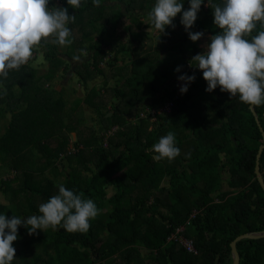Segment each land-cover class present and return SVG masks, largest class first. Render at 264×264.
Here are the masks:
<instances>
[{
  "label": "trees",
  "instance_id": "1",
  "mask_svg": "<svg viewBox=\"0 0 264 264\" xmlns=\"http://www.w3.org/2000/svg\"><path fill=\"white\" fill-rule=\"evenodd\" d=\"M153 1L101 0L96 7L93 0H82L81 7L74 9L67 0H59V7L76 15L75 23L68 25L72 43L42 42L27 64L11 70L6 80L0 78V124L4 123L0 126V192L7 199L0 203V214L40 215L39 206L58 194L61 184L76 194L82 192L100 209L86 233H70L61 225L29 235L20 226L12 264H66L73 259L77 260L73 264H85L92 257L93 264H117L119 259L124 264H232L231 243L240 235L264 230V191L255 174L263 138L251 105L219 86L206 91L208 83L199 69L192 73L196 79L188 91L175 100L178 77L185 74L192 57L206 48L190 39L181 23L182 12L163 34L158 31L162 46L158 62H150L145 70L138 68L143 49L152 51L138 31L153 28L150 21L142 27L141 21L148 17ZM182 2L188 10L189 0ZM58 4L50 0L49 7ZM205 4L208 0L189 31L213 36L221 30L214 23L213 9ZM122 21H127L123 33ZM259 30L258 24L252 35ZM121 34L127 36V44ZM76 50L89 52L86 66L77 75L87 92L83 102L97 115L98 130L79 118L67 122L81 108V101L70 106L66 88L56 83L77 60ZM41 53L48 64L46 72L31 67ZM97 75L115 79V86L108 88L106 81L104 90L89 91V82ZM169 100H175L170 115L159 116L154 123L140 117L147 108ZM255 110L264 128V104ZM116 126L105 146L106 133ZM169 131L174 132L181 153L173 160H156L152 146ZM72 133L77 135L75 142L70 140ZM72 144L76 151L68 155ZM63 154L69 172L60 183L47 174ZM260 167L264 176V152ZM5 169L15 171L13 178H1ZM23 194L28 198L16 200ZM194 211L198 214L190 219ZM188 221L185 235L194 240L198 254L167 241ZM77 245L86 252L80 253ZM30 247L40 252L28 260L23 249ZM237 250L240 264H264V239H244Z\"/></svg>",
  "mask_w": 264,
  "mask_h": 264
},
{
  "label": "clouds",
  "instance_id": "2",
  "mask_svg": "<svg viewBox=\"0 0 264 264\" xmlns=\"http://www.w3.org/2000/svg\"><path fill=\"white\" fill-rule=\"evenodd\" d=\"M49 3L50 0H0V78L6 80L11 70L27 64L42 42L50 40L60 46L72 43L68 25L75 23L76 15H70L67 7H49ZM189 3L190 8L184 10L182 0H156L147 13L151 27L163 34L182 12L181 23L190 39L200 40L204 33L189 30L204 0ZM67 4L79 9L82 0H67ZM93 4L99 7L101 0H93ZM208 6L213 9L214 23L221 31L210 38L203 53L192 57L190 66L203 72L208 83L206 91L212 92L219 86L222 92L238 96L245 104H264V0H223L221 4L208 0ZM258 24L261 30L252 35ZM178 79L185 82L180 91L186 93L196 77L184 74ZM152 151L157 154L156 160H173L181 153L172 131L160 137ZM83 197L82 192L76 194L61 184L58 194L39 206L40 215L26 219L13 215L9 219L0 214V264H12L16 257L13 243L18 239L20 226L27 228L29 235L36 234L38 229H56L61 225L70 233H86L100 209L93 200Z\"/></svg>",
  "mask_w": 264,
  "mask_h": 264
},
{
  "label": "rangeland",
  "instance_id": "3",
  "mask_svg": "<svg viewBox=\"0 0 264 264\" xmlns=\"http://www.w3.org/2000/svg\"><path fill=\"white\" fill-rule=\"evenodd\" d=\"M55 2L58 4L59 0H55ZM155 2H156V0L153 1L154 4H155ZM57 6L59 7L60 4H58ZM153 6L154 5L151 4V7L149 8V10H151ZM207 6L208 5L205 4V7H207ZM145 11H144V13H145ZM141 21H142V27H145L144 25L149 23V18L148 17L147 18H143ZM79 22H81V20H79ZM79 22H77V23H79ZM123 22H124V24H126L127 21H122L120 23V25H119V29L123 28V26H124ZM81 23H84V21L81 22ZM120 31H121V33L124 32L123 29L120 30ZM138 32H139L138 33L139 37L146 36L145 37V44L149 45L152 48V51H151V50L147 49L148 47H145L143 49L144 51H142L143 54L138 56V62H139L138 63V65H139L138 68L141 65V68L143 70H145L150 62H153V61L158 62V59L162 55V48H159V47H162V46H161V43L158 40V33H159L158 30H155L154 28H147V29L145 28V29L139 30ZM204 34L205 35H203L202 38L199 41L202 42V43H200L202 46L204 44V46L206 47L208 44H210V42H211L210 38L212 37V35L209 34L208 32H206ZM179 36L180 35H178V37L169 35V38L170 39L171 38L172 39H176L177 38V39L180 40L181 38H179ZM96 38H98L97 35H96ZM127 39L128 38H127V36H125V34H121V41H123V43L128 42ZM137 44L141 45V43H137ZM149 51H151V52H149ZM153 52H154V56L152 55ZM34 55H36V54L34 53L33 56ZM75 55L78 56L79 59L75 60V61H72V66L70 68V71L67 74H65L64 76L63 75H59V77L56 80V83L59 86L62 85V86H64L66 88V90H67V100H68V103H69L70 106L72 105V103H75L76 101H81V106H80L81 108L76 110V111H74L72 116L67 119V122L69 121L70 118H71V121H75V119L79 118L83 125H85V126L87 125L89 127L94 126L98 130L97 115L95 114V112L93 111L92 108H89V107L86 106L85 101L83 102V100L85 99V97L87 95V92H86L84 86L80 83V80H79L80 78L77 75L78 71H81L82 68L86 66V64H87L86 59L89 57V52H83V54H81L80 52H78L76 50L75 51ZM119 65H121V62H119ZM106 66H107V63H105L103 65V68L106 69V71H107V67ZM31 67L36 68L37 70L39 69L42 72H46L47 71L48 64L46 62H44V57H43L42 53L38 54V58H37L36 61H32L31 62ZM108 76H109V74H108ZM91 80L92 81L89 82V91H92V92L96 91V90H99V89L104 90V82H106V81H109L108 88L114 87L115 86V82H116L115 79H111L110 78V80H111L110 81L109 78H107L105 76H98V75L96 77H94L93 79H91ZM111 95L112 94L110 92L109 93V97ZM69 113H71V112H69ZM3 125H4V123L0 124V126H2V127H3ZM117 128L118 127L116 126L114 133L117 131ZM114 133H112L111 135H114ZM76 138H77L76 133H72L71 134V139H70L71 142H75ZM104 143H105V146L108 145V139L106 140V137H105ZM70 147H73V149L75 150L73 144L70 145ZM44 162H45V160L41 159V164H43ZM68 165H69V162L66 159V157H62L59 160V163H58L57 167L54 168L51 173L47 174V176L48 177H50V176L51 177H56L57 182H60V183L63 182L65 180V178L67 177V174L69 172ZM14 173H15L14 170L13 171L12 170L8 171L7 169H5V170H3L1 172V178L5 177L7 179H11V178H13V174ZM16 185H17V183H16ZM217 195H218V193H215V194H213V197L216 198ZM27 198H28V196L23 194V195H19L16 200H18V201L21 200L22 201V200H25ZM40 201L41 200L39 199L38 203ZM5 202H7V199H6L5 195L0 192V203H5ZM7 217L9 219L11 218V217H9V215H7ZM106 220H108V219H106ZM106 220H105V222L103 221L102 224L107 223ZM103 233L104 232H100L99 231L100 235H103ZM75 247H76V249H78V251L80 253L86 252L85 249L82 248L79 245H77ZM75 247H73V248H75ZM23 251L26 252V254L28 255L27 256L28 260H30L32 258V256L35 255V253L40 252L35 247H30L29 249H23ZM78 251H76V252H78ZM69 252L72 253L73 250H71ZM41 254L45 257V255H44V253L42 251H41ZM55 257L58 258L57 255H55ZM93 259H94V257L90 258V260H88V263L86 262L85 264H93ZM74 261L77 262L76 259L67 260L66 264H73ZM74 264H77V263H74ZM95 264H101V263L99 261H96ZM117 264H124V263H123L122 260L119 259L117 261Z\"/></svg>",
  "mask_w": 264,
  "mask_h": 264
},
{
  "label": "built area",
  "instance_id": "4",
  "mask_svg": "<svg viewBox=\"0 0 264 264\" xmlns=\"http://www.w3.org/2000/svg\"><path fill=\"white\" fill-rule=\"evenodd\" d=\"M197 69L198 68H196L194 66H190V62H189L188 69L185 71V74H187L188 76H191L192 73L194 72V70H197ZM184 83H185L184 81H180L179 79L176 81L175 87H174L176 90L175 97H174L175 100H177L181 95L184 94V93H181V91H180V89L184 85ZM175 100H169L160 107H156V108H152V109L147 108L144 112H141L140 117L149 119L152 123H154L157 121L159 116H168L172 113L173 108L175 107ZM114 131H115V127L106 133V140L110 136H112L111 134L114 133ZM74 152H75V150L73 149V147H70L68 149V155H70ZM63 155H61V157H65V155L64 156ZM196 214H198L197 211H194V213L191 215L190 219L194 218L196 216ZM188 226H189V221L185 225L178 227L169 236L167 241H168V243H176V244L180 245L189 253L198 254V252L195 248L194 242H193L194 240L185 235Z\"/></svg>",
  "mask_w": 264,
  "mask_h": 264
},
{
  "label": "water",
  "instance_id": "5",
  "mask_svg": "<svg viewBox=\"0 0 264 264\" xmlns=\"http://www.w3.org/2000/svg\"><path fill=\"white\" fill-rule=\"evenodd\" d=\"M250 110L258 124L259 130L262 134V138H263V143L259 148L258 154H257V158H256V167H255V174L257 176L258 182L261 185L263 191H264V176L261 172V167H260V160L262 157V154L264 152V128L261 125L259 116L255 110V106L251 105L250 106ZM112 113L108 114V117H111ZM244 239H250V240H260V239H264V230L263 231H259V232H250V233H246L243 235L238 236L232 243H231V251H232V255H233V263L232 264H240V254L237 250V243L244 240Z\"/></svg>",
  "mask_w": 264,
  "mask_h": 264
},
{
  "label": "crops",
  "instance_id": "6",
  "mask_svg": "<svg viewBox=\"0 0 264 264\" xmlns=\"http://www.w3.org/2000/svg\"><path fill=\"white\" fill-rule=\"evenodd\" d=\"M154 4V3H153ZM147 18V17H146ZM205 35V34H204ZM200 43H202L201 41H199ZM204 45V44H203Z\"/></svg>",
  "mask_w": 264,
  "mask_h": 264
}]
</instances>
